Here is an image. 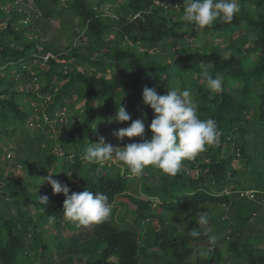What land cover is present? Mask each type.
<instances>
[{
  "label": "trees",
  "instance_id": "16d2710c",
  "mask_svg": "<svg viewBox=\"0 0 264 264\" xmlns=\"http://www.w3.org/2000/svg\"><path fill=\"white\" fill-rule=\"evenodd\" d=\"M183 4L0 0V136L17 151L16 136L32 146L28 129L44 128L33 135L37 180L6 169L0 149V264H264V0H239L230 23L202 30L182 22ZM60 25L75 39L55 50L37 27L57 33ZM205 66L223 77L221 92L207 89ZM145 87L158 95L191 90L200 118L216 121L220 142L174 176L149 166L137 177L119 163L84 161L88 143L101 136L119 148L151 138L147 127L143 138L113 135L136 119L151 123ZM119 105L131 120L108 123ZM55 148L64 154L61 167ZM20 151L14 164H24L16 156L27 158ZM48 173L69 195L106 194L110 217L79 228L67 221L65 196L41 181ZM247 191L253 199L242 195ZM201 212L209 213L210 233L197 224Z\"/></svg>",
  "mask_w": 264,
  "mask_h": 264
},
{
  "label": "clouds",
  "instance_id": "9594fccd",
  "mask_svg": "<svg viewBox=\"0 0 264 264\" xmlns=\"http://www.w3.org/2000/svg\"><path fill=\"white\" fill-rule=\"evenodd\" d=\"M239 11V0H184L181 20L185 25H192L194 28L202 30L216 22L230 23ZM204 77L206 87L211 93L222 91V76L213 77L205 66ZM142 103L153 110L154 118L151 123L147 124L143 119H136L128 127L114 131L113 135L121 141L124 138H143L147 127L152 134L150 139L143 140L141 143H129L125 147L119 148L106 143L105 138L101 136L98 143H88L82 159L89 164L99 165L106 162H118L119 166L126 167L131 175L137 177L143 175L149 166L163 174L174 176L180 171L184 161L191 160L198 153L205 151L206 146L216 145L220 142L222 133L216 121L213 118H200L199 105L193 98L191 90L181 91L177 88H169L166 95H158L154 88L145 87L142 92ZM130 120L131 116L126 108L119 105L116 115L110 118L108 123L121 124ZM43 121L48 123L45 115H43ZM36 128H40V126L38 125ZM20 142L17 151L10 145L7 146L15 151L13 153H8L9 150H5V152L2 150V162L6 163V160L13 159L14 155H18V149H21L22 152L19 153L23 154L27 143L22 138H20ZM2 147L5 146L0 142V149ZM32 147H34L33 144ZM52 154L60 160L64 157L59 148L53 149ZM29 155L34 156L32 153ZM35 157L38 160V156ZM11 165L8 168L20 166L19 163L14 164V162ZM53 176L55 175L48 173L41 181L50 184L54 194L65 196L62 213L67 221L74 223L79 228L100 223L110 217L112 205L106 194L85 190L69 195V187L53 179ZM38 199L40 203L48 205L47 196H39ZM260 203L264 206V201ZM54 219L53 216H49V224H52ZM197 224L205 234L212 232V228L209 226L208 212L198 214ZM190 234L197 238L201 232L193 228Z\"/></svg>",
  "mask_w": 264,
  "mask_h": 264
},
{
  "label": "rangeland",
  "instance_id": "374dc122",
  "mask_svg": "<svg viewBox=\"0 0 264 264\" xmlns=\"http://www.w3.org/2000/svg\"><path fill=\"white\" fill-rule=\"evenodd\" d=\"M107 14L114 15L113 13H109V12H107ZM18 23L22 24L21 21L18 22ZM19 24H18V26H19ZM55 28H56L55 30L57 31V33L53 32L54 30L53 31L52 30L48 31L50 29H45V28H42V27H37V30L40 31L39 32L40 33V37H41L40 39H41V41L43 43L53 45L55 50H61V49L64 50L67 45H71L72 44V42L75 39V37L69 36L66 33L64 27H62L61 25L59 27H55ZM32 63H34V62L32 61ZM26 89H27V91L32 92L34 88L32 87V84L30 83L29 85L27 84ZM72 99H73L72 101L75 100L74 97H72ZM81 105H82V103L74 104L73 109L70 111V115L74 116L77 113V110H78V108ZM52 125H54V124H52ZM40 131H44V128H42V127L41 128L32 127L30 129H28L30 137L32 138L33 145H35L34 139H33V135L35 133L39 134ZM51 131L53 132V127H51ZM9 141L10 140L8 138H6L5 136H0L1 145L5 146V147L1 148L3 150V152H5V150H9L10 152H8V153H13L15 151L12 148L7 147ZM14 142L18 143V144H21L20 137L16 136L15 139H14ZM36 151H38L36 146L32 147V146L27 145V148L23 150V154L26 155L27 158L26 159H24V158L22 159L21 156H16L18 158V160H21L22 162H24V164L20 165V166H17V167L14 166L13 168H9V171H15L17 175H20V176H22L25 179L29 178V179H32L33 181L37 180L36 176L34 174V171L36 170V166H37V163H38L37 157H35L36 156ZM30 153H32L34 156H30L29 155ZM23 154H21V155H23ZM6 161L7 162H6L5 165L7 166L6 169H8V167H10L11 163L14 162V160L11 158V159L6 160ZM106 163H107V165H110V164H114V163H118V162H106ZM61 165H62V161L59 159L58 160V166L61 167ZM25 169H27V170H25ZM24 170H25V172H24ZM26 171H27V176L28 177H26ZM4 173H5V171H4ZM134 188L135 189L137 188V190H139V184L138 183L134 184V186L132 187L130 193H132L134 191ZM126 219L129 220V215H127ZM154 225H156V223H154ZM192 261L193 262L196 261V256L195 255H193Z\"/></svg>",
  "mask_w": 264,
  "mask_h": 264
},
{
  "label": "built area",
  "instance_id": "2783aa9c",
  "mask_svg": "<svg viewBox=\"0 0 264 264\" xmlns=\"http://www.w3.org/2000/svg\"><path fill=\"white\" fill-rule=\"evenodd\" d=\"M50 56H51V55H46V56L43 57V59H44V60H47V58L50 57ZM242 195H245V196H247V197L253 199V194H252L251 192H244V193H242Z\"/></svg>",
  "mask_w": 264,
  "mask_h": 264
}]
</instances>
